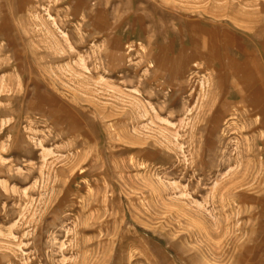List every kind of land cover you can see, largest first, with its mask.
<instances>
[{
    "label": "rangeland",
    "instance_id": "rangeland-1",
    "mask_svg": "<svg viewBox=\"0 0 264 264\" xmlns=\"http://www.w3.org/2000/svg\"><path fill=\"white\" fill-rule=\"evenodd\" d=\"M262 99L264 0H0V264H264Z\"/></svg>",
    "mask_w": 264,
    "mask_h": 264
},
{
    "label": "bare ground",
    "instance_id": "bare-ground-1",
    "mask_svg": "<svg viewBox=\"0 0 264 264\" xmlns=\"http://www.w3.org/2000/svg\"><path fill=\"white\" fill-rule=\"evenodd\" d=\"M246 51V50H245ZM213 59V58H212ZM240 67V66H239ZM240 69V68H239ZM242 69H243V67H242ZM241 70V69H240ZM244 70V69H243ZM228 93V92H227ZM261 93V92H260ZM261 96V95H260ZM227 98H228V96H227ZM214 100V99H213ZM263 100V102H264V99H262ZM261 100V101H262ZM232 102V101H231ZM262 103V102H261ZM253 104V103H252ZM244 115V114H243ZM246 115V114H245ZM242 116V115H241ZM256 118V117H255ZM257 119V118H256ZM253 122V121H252ZM251 124V123H250ZM245 125V124H244ZM246 125H247V123H246ZM251 126V125H250ZM241 127V126H240ZM245 127V126H244ZM237 130V129H236ZM259 131V130H258ZM248 136V135H247ZM249 137V136H248ZM252 144V143H251ZM246 149V148H245ZM245 155V154H244ZM228 157V156H227ZM255 158V157H254ZM236 173V172H235Z\"/></svg>",
    "mask_w": 264,
    "mask_h": 264
}]
</instances>
